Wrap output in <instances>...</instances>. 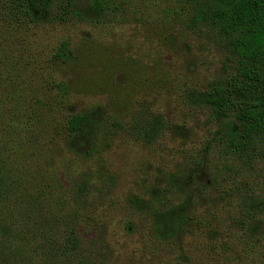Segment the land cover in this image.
<instances>
[{
    "label": "rangeland",
    "instance_id": "1",
    "mask_svg": "<svg viewBox=\"0 0 264 264\" xmlns=\"http://www.w3.org/2000/svg\"><path fill=\"white\" fill-rule=\"evenodd\" d=\"M234 3L0 0V264H264V211L236 224L264 142L223 155L231 119L189 97L236 72Z\"/></svg>",
    "mask_w": 264,
    "mask_h": 264
},
{
    "label": "trees",
    "instance_id": "2",
    "mask_svg": "<svg viewBox=\"0 0 264 264\" xmlns=\"http://www.w3.org/2000/svg\"><path fill=\"white\" fill-rule=\"evenodd\" d=\"M12 2L17 7L31 12L49 6L51 0ZM212 22L229 37L231 54L238 59L236 72L228 83L191 93L189 97L197 105L207 108L215 122L231 119L222 135L223 155L249 165L258 147L264 142V0H235L225 14H215ZM61 51L64 53V49ZM82 122V117H73L69 122L71 132L79 130ZM161 131L158 127L153 128L152 134L157 135ZM215 135H219V132ZM2 186L3 180L0 177V191ZM151 192L148 194L151 199L148 204L152 206L158 200L156 195L159 192L157 189ZM140 204L143 208L148 205L142 201ZM137 207L139 208L138 204ZM263 211L264 198H252L241 210L237 226L244 230L247 224ZM3 231L7 232V227L4 226ZM249 232L252 233L250 230ZM69 245L76 248L77 241L72 239ZM4 261L8 263L11 259L6 258Z\"/></svg>",
    "mask_w": 264,
    "mask_h": 264
}]
</instances>
